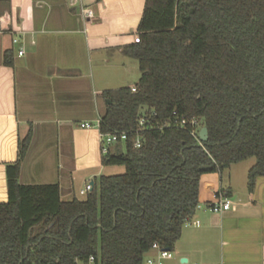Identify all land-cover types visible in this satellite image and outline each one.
<instances>
[{"label": "trees", "instance_id": "1", "mask_svg": "<svg viewBox=\"0 0 264 264\" xmlns=\"http://www.w3.org/2000/svg\"><path fill=\"white\" fill-rule=\"evenodd\" d=\"M137 35L123 48L137 81L102 92L100 131L128 132L102 163L124 172L61 200L57 183H19L25 137L5 166L0 264H74L90 254L95 264H143L152 243L170 250L179 238L204 173L253 157L248 190L264 175V0H145ZM146 109L156 116L134 147ZM172 110L206 126L202 145L188 127L166 124Z\"/></svg>", "mask_w": 264, "mask_h": 264}, {"label": "crops", "instance_id": "2", "mask_svg": "<svg viewBox=\"0 0 264 264\" xmlns=\"http://www.w3.org/2000/svg\"><path fill=\"white\" fill-rule=\"evenodd\" d=\"M144 1L0 0V201L5 166L27 136L19 183H57L61 200L79 198L80 182L94 185L104 166L99 131L80 123L101 116L103 91L134 85L115 72L129 57L123 48L134 42ZM254 162L241 166L240 184L232 175L223 183L222 171L201 176L198 224L182 227L165 264H264V175L247 187ZM216 192L229 195L233 208L210 212L205 203ZM152 256L155 249L145 258Z\"/></svg>", "mask_w": 264, "mask_h": 264}, {"label": "built area", "instance_id": "3", "mask_svg": "<svg viewBox=\"0 0 264 264\" xmlns=\"http://www.w3.org/2000/svg\"><path fill=\"white\" fill-rule=\"evenodd\" d=\"M79 1V0H75ZM82 12L84 16L87 18H90L93 16V11L90 8L84 7L82 8ZM134 41L138 42L139 41V36L136 34L134 36ZM13 42H18L17 38H13ZM24 50L20 48L18 50V54H22ZM132 90H134V87H131ZM156 113L154 111H150L149 109H146L140 113L138 116V121H137V127L134 129L135 133V139L133 141V146L134 147H139L141 145V137L140 133L147 127L152 126V120L155 118ZM171 118H169L166 121V124H173L177 125L178 127L181 128H189L190 133L196 138L198 141L199 145H202V140L199 138V130L201 128V124L198 119L196 118H186L185 116L178 115L175 110L171 111ZM101 123V117L97 118L94 123L92 122H82L80 123V127L84 128H89V127H97L99 131V137H100V145H101V150L102 152L105 150H108V148L111 145H114L117 142H124L128 138V132L124 130H119V131H100L99 126ZM93 185L90 182H86L84 185L82 191L87 192L91 190ZM232 199L229 195H225L221 192H216L211 194V196L208 198L206 201L205 205L207 209L210 212L213 213H221L224 212L228 209L233 208L232 204ZM200 204H197L196 208H198ZM198 220L191 217H187L184 220L183 226H193L197 225ZM155 249L157 251V256L156 258L153 257H147L145 259V262L143 264H165L164 260L169 259L172 257V253L169 249L166 248H160L159 245L154 242L151 245L150 250ZM74 264H95V258L94 255L90 254L84 259H75ZM179 264H187L186 262L181 261ZM216 264H222L221 262H217Z\"/></svg>", "mask_w": 264, "mask_h": 264}, {"label": "rangeland", "instance_id": "4", "mask_svg": "<svg viewBox=\"0 0 264 264\" xmlns=\"http://www.w3.org/2000/svg\"><path fill=\"white\" fill-rule=\"evenodd\" d=\"M117 73L119 76L118 81L125 80L128 82V84L135 83L139 77V70H138L137 61L133 58L126 57V62H125L124 67L121 69L119 68L118 71L115 72V74H117ZM107 151L108 150L103 151V154H105ZM250 160H254V158L250 157V158L243 160V162L232 163V164H230V166L222 168V170H221L222 171V182L223 183L228 182V175H232V180L235 181V184H240L241 183V176L240 175L242 173L241 166L246 165L247 163H249ZM237 167H239V168H237ZM232 171H233V173H232ZM123 172H124V166L123 165L104 164L100 174L112 175V174H119V173H123ZM243 174H244V171H243ZM78 186H81L83 188L84 183L80 182L78 184ZM77 196H79V198H83L85 196V193L84 192L82 194L77 193ZM35 231H36V228L33 229V233ZM153 258H155V257H153ZM145 259L146 258L144 257V262H145Z\"/></svg>", "mask_w": 264, "mask_h": 264}, {"label": "water", "instance_id": "5", "mask_svg": "<svg viewBox=\"0 0 264 264\" xmlns=\"http://www.w3.org/2000/svg\"><path fill=\"white\" fill-rule=\"evenodd\" d=\"M143 6H144V5H143ZM140 18H141V16H140ZM139 20H140V19H139ZM138 23H139V22H138ZM137 27H138V25H137ZM136 30H137V28H136ZM108 102H109V100H108ZM198 135H199V138H200L202 141H205V140L207 139L208 134H207V128H206V126H201ZM200 169H202V170H206V169H209V166H201ZM91 184H93V181H91ZM6 201H7V199H6ZM6 201H0V202H6ZM186 260H187L186 258H183V259H182V261H186Z\"/></svg>", "mask_w": 264, "mask_h": 264}]
</instances>
